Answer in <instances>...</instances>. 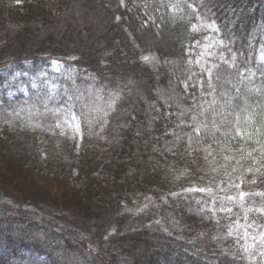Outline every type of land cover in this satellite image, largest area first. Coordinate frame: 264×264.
<instances>
[{
  "label": "trees",
  "instance_id": "1",
  "mask_svg": "<svg viewBox=\"0 0 264 264\" xmlns=\"http://www.w3.org/2000/svg\"><path fill=\"white\" fill-rule=\"evenodd\" d=\"M262 56L264 0H0V264H264L228 235L264 197L226 199L264 192Z\"/></svg>",
  "mask_w": 264,
  "mask_h": 264
},
{
  "label": "rangeland",
  "instance_id": "2",
  "mask_svg": "<svg viewBox=\"0 0 264 264\" xmlns=\"http://www.w3.org/2000/svg\"><path fill=\"white\" fill-rule=\"evenodd\" d=\"M209 37H207L203 43H199L197 44V46L195 47V49L191 52L189 58H188V61L190 64L194 65L196 64V67L195 69L198 70H203L205 69V64L207 62V58L209 57V55L211 54V51L213 50L214 48V40L211 39L210 41H208ZM145 57H148L149 60L151 61H156L154 60V58L152 56H149V55H146ZM59 66V63H57V61L55 62H52V69L54 70H57ZM186 71H191L190 69L186 70ZM174 76H172L171 79H173ZM14 79H16L14 82H12ZM105 79V78H104ZM107 81V79H105ZM112 80V79H111ZM11 86H10V89L7 90L9 92H13V91H16V90H22L23 92H25V89L27 87V80L24 79V80H20L18 78V76L16 77H13L11 78ZM113 84L115 85L114 87H112V90L111 91V97H107L106 100H104V98H100V94H99V97L97 96V99H94V100H89L88 102H84L83 104H95L94 107L96 108V106H99V111H96L95 112V115L97 116V113L99 112H104V110L107 109V107L112 104V102L115 100V98L118 97L119 95V92L121 91L119 89L118 86H116V84L118 83V80H112ZM9 87V85H3L4 88L6 87ZM109 86V85H107ZM177 88V82H169L162 90H159L161 94H163L164 96L167 95V96H171V94L174 93V91L176 90ZM111 90V88H110ZM81 104V103H79ZM152 105H155L157 106L158 104H152ZM102 109V110H101ZM73 115H75V113L72 112ZM76 116V115H75ZM77 117V116H76ZM66 124H67V127L69 129V133H70V136L69 138L71 139V141L73 142V144L75 146H79L80 144V141L82 140V132H81V125H80V120L77 118L76 121H73L71 120L68 116H66ZM96 121H98L97 119H94ZM79 123L80 125V128H79V131L76 130V127L75 125ZM98 138H100L101 136V133L97 134V135H94ZM120 139H122L121 136H119L118 138L116 139H113V140H108L110 142H120ZM220 203H225L224 200H220L219 201ZM137 208L135 207V210ZM119 213H120V216L122 218H124L125 220L128 219L130 217V213H131V209L128 205H122L120 208H119ZM256 223L259 224V225H264V217L261 219V218H256ZM248 235L245 236L244 235V230L241 229L238 231V236H239V240H241L242 242V245L244 246V248L248 249V250H251V251H259L261 253L264 254V241H262L260 239V233L261 231H264V228H257V227H253V228H249L248 230ZM253 237H256V239H253ZM78 241L80 243H82L83 245H85L84 242H82L83 240L81 239H78ZM86 246V245H85ZM87 248V247H86ZM92 252V250L90 251ZM105 261V260H104ZM94 264H99L98 261H96ZM105 264H109V262H105ZM117 264H122V262L120 263H117Z\"/></svg>",
  "mask_w": 264,
  "mask_h": 264
},
{
  "label": "snow or ice",
  "instance_id": "3",
  "mask_svg": "<svg viewBox=\"0 0 264 264\" xmlns=\"http://www.w3.org/2000/svg\"><path fill=\"white\" fill-rule=\"evenodd\" d=\"M121 2H123V0H121ZM189 7H191V5H189ZM209 11H211V9H209ZM194 30H196V25H193L192 26ZM207 27H210L212 28L213 30L215 31H219V29L216 27L215 25V22L213 21L211 24H208ZM144 59L147 61L149 58L148 57H144ZM261 60H264V56L261 57ZM214 67H219L218 65L214 66ZM204 71H206L209 75V78H211V75H212V68L209 67V68H206L204 69ZM219 75V74H218ZM97 111H99V109H97ZM107 113H105L106 115ZM66 115L73 121H76L77 120V117L75 115L72 114V109L71 107H69L67 109V113ZM202 115V113H201ZM193 120L196 119L195 116L192 117ZM213 124L215 126V121H213ZM205 127L207 125H204ZM76 127V130L79 131V128H80V125L79 123H77L75 125ZM194 131L199 134V131H200V128L197 127L194 129ZM238 135H241L242 138H243V134H241L238 130L237 132ZM249 155H251V153H249ZM225 159H228V157H225ZM249 171H252V169H249ZM256 172H259L260 169L259 168H256L255 169ZM243 183V181H242ZM250 183H256L255 180H252L250 181ZM229 187H235L237 190H238V194L236 196H233V195H229L226 197V199L229 201V202H232V203H236L237 201L241 202L240 203V206L243 207V201L245 200L246 197H252V196H261V197H264V192H246V191H243V190H240L241 188V184H233V185H229ZM185 191H188V192H192V191H199V192H207V193H212V189L211 188H199V189H186ZM223 191V189H222ZM220 200H223L224 197H220L219 198ZM215 200L216 198L214 197L213 198V201H214V204H215ZM217 209L215 207H213L212 211L215 212ZM220 212H223V213H227L229 215V218L231 219L232 215H233V211H232V208L231 207H227L223 204L220 205L219 209H218ZM253 209L251 207H249L247 209L246 212H244L243 214V217L241 218L239 216V214H236V219L235 220H232L231 221V224L229 225V233L228 235H232V229L235 228L237 231L243 229L244 230V235L247 236L249 233H248V229L249 228H253L254 226L257 227V228H264V225H259L256 223V220L253 219L251 222H249V218H248V212H252ZM255 212L259 213L261 217H264V206H261V207H257L255 208ZM243 221V222H242ZM253 239H256V237H253ZM260 239L262 241H264V231H261L260 233Z\"/></svg>",
  "mask_w": 264,
  "mask_h": 264
}]
</instances>
